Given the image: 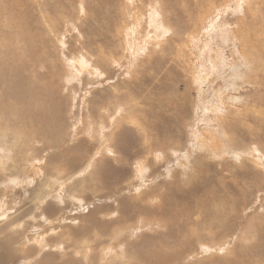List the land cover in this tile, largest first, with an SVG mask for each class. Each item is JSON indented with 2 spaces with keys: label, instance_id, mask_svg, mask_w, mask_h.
<instances>
[{
  "label": "rangeland",
  "instance_id": "obj_1",
  "mask_svg": "<svg viewBox=\"0 0 264 264\" xmlns=\"http://www.w3.org/2000/svg\"><path fill=\"white\" fill-rule=\"evenodd\" d=\"M0 253L264 264V0H0Z\"/></svg>",
  "mask_w": 264,
  "mask_h": 264
},
{
  "label": "bare ground",
  "instance_id": "obj_2",
  "mask_svg": "<svg viewBox=\"0 0 264 264\" xmlns=\"http://www.w3.org/2000/svg\"><path fill=\"white\" fill-rule=\"evenodd\" d=\"M254 130H255V129H254ZM201 146H202V145H201ZM229 153H230V152H229ZM144 170H145V169H144ZM82 171H83V170H82ZM78 173H79V172H78ZM76 176H77V175H76ZM56 193H57V192H56ZM40 195H41V194H40ZM41 196H45V195L42 194ZM46 197H47V196H46ZM33 198H34V197H33ZM40 198H41V197H40ZM47 198H48V197H47ZM41 199H43V197H42ZM39 200H40V199H39ZM44 200H45V198H44ZM1 211H2V210H1ZM39 215H40V214H39ZM39 215H37V216H39ZM41 215H43V214L41 213ZM41 215H40V216H41ZM40 216H39V217H40ZM41 217H42V216H41ZM43 217H45V216H43ZM36 218H38V217H36ZM45 218H46V217H45ZM43 219H44V218H43ZM35 221H36V220H35ZM19 223H20V222H19ZM18 225H19V224H18ZM20 225H21V224H20ZM25 227H26V226H25ZM51 227H52V226H51ZM33 230H34V229H33ZM17 231H18V230H17ZM17 231L15 230V232H17ZM24 231H25V230H24ZM13 232H14V231H13ZM21 232H22V231H21ZM31 232H32V231H31ZM42 232H43V231H42ZM62 232H63V231H62ZM26 233H28V232H26ZM26 233H25V234H26ZM29 233H30V232H29ZM32 233H33V232H32ZM35 233H36V232H35ZM46 233H47V232H46ZM63 233H64V232H63ZM39 234H41V233H39ZM28 235H29V234H28ZM32 235L34 236L35 234L33 233ZM49 235H50V234H49ZM40 236H41V235H40ZM42 236H43V233H42ZM42 236H41V237H42ZM28 237H31V236H28ZM28 237H27V238H28ZM41 237H40V238H38V237L35 238L36 241H37V243H39V244L37 245V246H38V249H39V247L42 245V243H43V245H46V244H47L46 242H45L46 244H44V242H43V238L41 239ZM27 238H26V239H27ZM44 238H45V237H44ZM26 239H25V240H26ZM32 240H33V239H32ZM39 241H40L41 243H40ZM6 242H7V241H6ZM21 242H22V241H21ZM23 242H24V241H23ZM9 243H12V245H13V243L15 244V241L9 239V240H8V244H9ZM37 243H36V244H37ZM47 246H48V245H46V247H47ZM40 249H41V247H40ZM13 251H15V248H13V249H12L10 252H8V253H11V252H13ZM1 259H2V255H1V253H0V261H1ZM22 263H23V262H22Z\"/></svg>",
  "mask_w": 264,
  "mask_h": 264
}]
</instances>
